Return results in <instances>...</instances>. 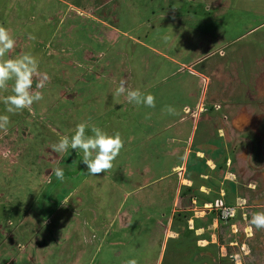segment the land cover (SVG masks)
Instances as JSON below:
<instances>
[{
	"label": "rangeland",
	"instance_id": "obj_1",
	"mask_svg": "<svg viewBox=\"0 0 264 264\" xmlns=\"http://www.w3.org/2000/svg\"><path fill=\"white\" fill-rule=\"evenodd\" d=\"M0 26L16 41L9 58L29 51L37 58L32 87L43 95L30 108L8 113L3 98L12 94V82L0 90V114L10 120L0 130V264H155L158 247L150 237L169 216L166 184L175 177L166 175L181 161L182 142L189 137L185 150L213 161L224 156L222 146L248 142L236 128L227 133L223 127L232 117L219 106L191 110L203 92L201 80L209 98L220 82L217 66L232 69L223 86L235 90L241 82L234 95L240 101L252 85L264 112V0H0ZM121 80L153 94L155 107L114 98ZM41 81L44 87L36 88ZM169 106L178 115H170ZM256 116H247L253 129L263 118ZM81 122L121 134L124 147L106 174L87 175L75 150L52 151ZM258 146L231 156L217 173L237 185L242 195L229 208L235 216L241 211L255 231L252 247L241 250L250 263L237 255L236 264H264V229L247 221L264 212V150ZM57 166L62 182L52 173ZM174 174L181 177L179 170ZM216 202L223 204L215 201L203 212L215 213Z\"/></svg>",
	"mask_w": 264,
	"mask_h": 264
},
{
	"label": "crops",
	"instance_id": "obj_2",
	"mask_svg": "<svg viewBox=\"0 0 264 264\" xmlns=\"http://www.w3.org/2000/svg\"><path fill=\"white\" fill-rule=\"evenodd\" d=\"M220 54L223 55V53ZM217 69L216 74H219L217 78L220 79V82L212 89L211 95L208 98L206 96L208 92V88H206L207 83L201 80L204 84L203 92L200 97H195L194 107L191 110L194 108L202 109L204 103L210 108L213 105L219 106V111H222L221 113L224 114L225 118H227V116L232 117L230 127H223L227 130V133H230V129L232 131V129L236 128L238 132L240 131L241 133L236 134L233 130V136L236 134L239 138L245 139L248 142L240 145L237 144V146H232L233 143L231 142L227 146H222L221 152H224V156H218L219 159H217V161L205 158L204 156L202 158L201 151L193 153L189 151V146L188 150H185L186 145H188L189 137H186V140L182 142L180 146V150L183 152V154L180 152V156H182L181 161L179 164L176 163V165H172L170 173L166 175L175 177L172 184H166L171 200L169 216H167V219H164L165 217L163 216L164 222L162 226L159 227L158 233L150 237L151 241L156 243L158 247L155 264H236V262L233 261V256L237 255H240V259L242 260H249L248 262L250 263V256H242L243 253L241 254V250L243 251L244 249L245 252H248V248L252 247L253 244L252 242L250 243L249 239L254 237L253 233L255 231H252L249 224L242 220L241 211H237L235 218L230 222L223 224L219 221L216 213L203 212V210L205 206L213 204L215 201H222L225 206L234 207L241 197L242 194L240 195L238 193L237 185L233 184L231 181L226 182L225 179H228L226 175L222 177L218 176L217 173L220 172L221 169V172L224 171V167L232 161L231 156L236 157L241 154L243 150L248 152L249 149L252 150V148L255 147L260 148L258 145H263L261 150H264V144H262L264 140H260L259 142L256 137L259 132V126H262L261 129L263 128V131L259 130L264 134V112L263 109L259 107L260 104H258V100L255 97L252 85L244 89L246 97L237 101L234 95L236 90L239 91L241 82H237L240 86L237 88V85H235V90L229 87L227 89L225 87L226 85L223 86V84H226V80L230 79V75L235 74L232 69H229L231 73L226 71L225 66L218 65ZM191 73L196 76H201L198 72L194 73V71H191ZM258 73H260V71ZM252 76H255V74H252ZM201 79H203L202 76ZM224 91H227V94H224ZM185 110L190 111L188 107H185L184 111ZM256 110H260L261 113H257ZM254 112L256 115H261L263 117L260 124L254 125L255 129H253L252 124L247 122L249 113L251 114V119H257ZM188 115L191 114L189 113ZM183 119L184 117L181 118V122L185 121ZM190 129L191 126L188 130L189 132H187L188 135L191 132ZM250 131L251 133H249ZM235 139L233 141H235ZM172 140V138H169L166 142L173 143ZM170 153L173 154V152ZM250 155L251 153L249 157ZM212 157H214V155ZM223 161L224 164L221 165ZM262 163L264 164V155L260 159V164ZM176 170L181 172L180 178H177L176 174H174ZM166 176H164V178ZM250 189L251 188L247 189L248 191H245V193L248 206L253 208V194L255 190ZM227 196H230L229 201ZM255 199L258 198L255 197ZM249 220L251 219H247V221ZM240 231H243L242 233H245L249 238H245L241 236L242 234H238ZM243 237L244 240L242 239ZM240 243L241 247L238 249V244ZM191 249L194 251H191ZM178 250L180 252V258H176Z\"/></svg>",
	"mask_w": 264,
	"mask_h": 264
},
{
	"label": "clouds",
	"instance_id": "obj_3",
	"mask_svg": "<svg viewBox=\"0 0 264 264\" xmlns=\"http://www.w3.org/2000/svg\"><path fill=\"white\" fill-rule=\"evenodd\" d=\"M30 39H35L29 34ZM16 41L10 31L0 26V90L6 91L11 81V93L3 98L6 105L5 111L16 113L43 99L42 93L33 91V77L39 72V62L32 53L24 52L22 55L8 57V53L15 47ZM47 76H44V80ZM44 87L43 81L36 84V88ZM114 98L123 96L126 101L134 106L155 107V96L151 93L142 92L139 88L126 87V82L121 80L116 88ZM170 115H178L172 106L167 108ZM10 120L8 115L0 114V130H6ZM91 134H88V133ZM124 147V142L119 132L109 133L99 126L88 122L78 123L69 135L60 137L52 145L55 153H64L69 149L82 153L81 161L87 167V175L94 176L102 171L106 174L113 167V162ZM52 173L59 181L64 180L63 168L57 166ZM250 225L256 230L264 229V212L252 214ZM127 264H137L133 260Z\"/></svg>",
	"mask_w": 264,
	"mask_h": 264
},
{
	"label": "built area",
	"instance_id": "obj_4",
	"mask_svg": "<svg viewBox=\"0 0 264 264\" xmlns=\"http://www.w3.org/2000/svg\"><path fill=\"white\" fill-rule=\"evenodd\" d=\"M215 204H216L215 213H218L221 220L227 222L228 220L234 218L235 216L234 208L226 207L218 202H216Z\"/></svg>",
	"mask_w": 264,
	"mask_h": 264
}]
</instances>
